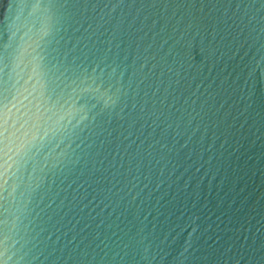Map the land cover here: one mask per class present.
<instances>
[{
    "label": "water",
    "instance_id": "1",
    "mask_svg": "<svg viewBox=\"0 0 264 264\" xmlns=\"http://www.w3.org/2000/svg\"><path fill=\"white\" fill-rule=\"evenodd\" d=\"M0 264H264V0H0Z\"/></svg>",
    "mask_w": 264,
    "mask_h": 264
}]
</instances>
